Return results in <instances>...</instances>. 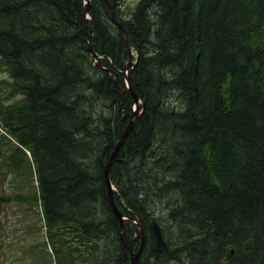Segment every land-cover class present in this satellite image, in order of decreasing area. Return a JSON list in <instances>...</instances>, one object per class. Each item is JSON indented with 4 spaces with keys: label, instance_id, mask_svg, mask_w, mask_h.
Listing matches in <instances>:
<instances>
[{
    "label": "trees",
    "instance_id": "trees-1",
    "mask_svg": "<svg viewBox=\"0 0 264 264\" xmlns=\"http://www.w3.org/2000/svg\"><path fill=\"white\" fill-rule=\"evenodd\" d=\"M110 1L141 98L110 168L142 223L134 264H264V0ZM89 4L86 18L84 0H0V256L19 246V264L131 260L104 176L133 112L129 48L105 0Z\"/></svg>",
    "mask_w": 264,
    "mask_h": 264
},
{
    "label": "bare ground",
    "instance_id": "bare-ground-1",
    "mask_svg": "<svg viewBox=\"0 0 264 264\" xmlns=\"http://www.w3.org/2000/svg\"><path fill=\"white\" fill-rule=\"evenodd\" d=\"M105 2H106V4H107V6H108V4L109 5H111L112 6V12H113V14H114V16H115V13H114V7H113V4L111 3V1L110 0H105ZM88 4V7H87V10H86V5ZM86 5H85V9H84V11L85 12H89V3H87ZM111 11V10H110ZM111 17V16H110ZM116 17V16H115ZM88 18H90V14H89V16H88ZM112 18V17H111ZM118 20V19H117ZM119 21V20H118ZM121 21V20H120ZM119 21V22H120ZM115 23V22H114ZM116 25H118L117 23H115ZM120 24H122L121 22H120ZM123 25V27L125 28V30H126V32H127V29H126V27H125V25L124 24H122ZM262 25V24H261ZM118 27H119V29H120V31H121V33H122V35H123V37H124V40H125V36H124V33H123V31L121 30V28H120V26L118 25ZM261 27V26H260ZM262 29V28H261ZM91 30H92V25H91ZM263 32V31H262ZM91 35H92V31H91V33H90V36H89V39H88V44H89V49L91 50V46H90V43H91ZM127 35H128V33H127ZM127 40H128V38H127ZM125 42H126V40H125ZM128 44H129V42H128ZM127 43H126V45L128 46V48H129V45H128ZM132 51L130 50V48H129V57H128V59H127V61H126V63H125V68H124V73H125V75H126V84H127V87H128V89H127V91H129L132 95H133V97H134V101H135V103L132 105V110H133V112L131 113V117H130V119L128 120V123H127V125L125 126V128H124V130L122 131V132H126V130L130 127V129L132 128V126H133V124H134V121H135V119H136V117L138 116V114L135 112V110L136 109H138V102H139V99H141V98H139V97H137L138 95L133 91V89H132V87L129 85V83H130V80H129V69H127V66H128V64H129V62H130V59L132 58ZM92 55H94L95 56V65L96 66H98V67H100V68H105V69H107L110 73L111 72H113L114 74H115V70L112 68V67H105V66H103L102 64H101V62H100V55L99 54H97V53H95V52H93L92 53ZM116 75V74H115ZM114 80H116V78L114 77ZM242 84V83H241ZM117 85H118V87L121 89V87L119 86V84L117 83ZM122 91V90H121ZM133 101V102H134ZM141 111V110H140ZM225 125V124H224ZM226 126V125H225ZM223 127V126H222ZM230 128V127H229ZM130 129L128 130V132L130 131ZM232 130V129H231ZM232 131H234V130H232ZM123 133V134H124ZM123 134H119V136H118V141H119V138L123 135ZM232 134V133H231ZM127 135V134H126ZM231 138V137H230ZM225 139V138H224ZM124 140V139H123ZM118 141H117V144H116V146H115V148L117 147V145H118ZM123 142V141H122ZM121 142V143H122ZM120 143V144H121ZM119 144V145H120ZM118 145V146H119ZM118 148V147H117ZM117 148H116V151H117ZM115 150V149H114ZM114 150L111 152V155H110V157L108 158V160H107V162L105 163V166H106V164L110 161V159L112 158V154H113V152H114ZM116 151H115V155H114V159H113V161L112 162H114L115 160H116ZM212 156V155H211ZM212 158V157H211ZM207 162V161H206ZM112 164V163H111ZM111 166V165H110ZM110 168V167H109ZM104 176H105V167H104ZM108 176H109V182H110V185H108V183H107V181H106V183H107V185H108V193H109V188L112 190V192H113V190H115V185L112 183V181H111V178H110V175H109V172H108ZM252 179V178H251ZM114 186V187H113ZM206 188V187H205ZM197 189V188H196ZM206 195V194H205ZM108 200H109V197H108ZM113 200H114V195H113ZM109 203H110V201H109ZM114 203H115V201H114ZM111 205V204H110ZM116 205V204H115ZM112 207V206H111ZM113 209V208H112ZM118 209V208H117ZM119 210V209H118ZM120 212V211H119ZM116 214V213H115ZM118 217V216H117ZM119 218V217H118ZM153 218H155V220L158 222V218H157V216L156 215H153V216H151V220H150V223H149V225H150V228H151V222H152V219ZM119 221H120V219H119ZM131 221H135V226H133V228L135 229V231H134V234H133V236H134V240H135V238H136V236H138V234H140V240H139V245H138V247L135 249V250H133V244H134V240H132V242L131 243H129L128 244V241H127V239H126V229L124 230V227H125V225H128V224H131ZM123 222H124V225H123V228H120V237H121V240H122V242H123V244H124V241L126 242V244H127V246H130L131 247V250H129L126 246H125V244H124V247H125V249H128L129 250V252H130V254H131V258H132V253H137V256H138V254L141 252V250H142V247H143V228H142V223L140 222V220L138 219V217H133V215H128V216H124V220H123ZM159 223V222H158ZM160 225V224H159ZM160 227H161V225H160ZM151 230H152V228H151ZM122 231H125L124 232V240L122 239V236H121V234L123 233ZM139 232V233H138ZM152 233H153V236H154V239H155V250L157 251V252H161V251H165L166 249H167V247H168V242H167V240H166V238H165V236H164V233H163V231H162V229H161V240L160 239H158L157 238V236L155 235V233H154V230H152ZM222 237H224V236H222ZM133 238V237H132ZM196 238V237H195ZM206 238V237H205ZM162 242H164V246L162 245ZM202 243V242H201ZM206 243H208V242H206ZM245 243V242H244ZM212 247V246H211ZM214 247V246H213ZM216 247V246H215ZM222 250V249H221ZM243 250V249H242ZM231 252H233V250H231ZM252 252V251H251ZM261 254V253H260ZM216 256V255H215ZM226 256V255H225ZM242 257V256H241ZM246 257V256H245ZM257 257V256H256ZM210 258V257H209ZM223 258V257H222ZM261 258V257H260ZM188 260V259H187ZM228 260V259H227ZM242 261V260H241ZM130 262H131V260H130ZM188 262V261H187ZM221 262H225L224 260L223 261H221ZM220 262V263H221ZM253 262H254V260H253ZM134 263H135V260H134ZM185 263V262H184ZM228 263V262H227ZM130 264V263H129ZM210 264V263H209ZM216 264V263H215ZM217 264H218V262H217ZM222 264H226V263H222Z\"/></svg>",
    "mask_w": 264,
    "mask_h": 264
},
{
    "label": "rangeland",
    "instance_id": "rangeland-1",
    "mask_svg": "<svg viewBox=\"0 0 264 264\" xmlns=\"http://www.w3.org/2000/svg\"><path fill=\"white\" fill-rule=\"evenodd\" d=\"M137 1L138 0H124L123 1V3L124 4H126V5H130V6H134L136 3H137ZM87 3H89V0H84V9H85V5L87 4ZM84 14H85V17L86 18H88V16H89V12H85L84 11ZM131 55H133V52H132V54ZM93 56V65L94 66H96L95 65V56L94 55H92ZM103 57V55H100V57ZM101 59V58H100ZM102 64V63H101ZM133 65V63H132V58L130 59V62H129V64H128V66H127V69H129L131 66ZM129 71V70H128ZM111 74V76L114 78H116L117 79V76L113 73V72H111L110 73ZM6 76V74L0 69V79H2V78H4ZM118 84H119V86L121 87V88H123V86L118 82ZM130 93V92H129ZM0 96H1V92H0ZM134 100V99H133ZM133 100H132V105L135 103V101L133 102ZM141 104V99H139V102H138V105H140ZM132 105H131V107H132ZM135 112L139 115L140 114V110L139 109H136L135 110ZM130 116H131V113H130ZM127 125V124H126ZM125 128V127H124ZM124 133V132H123ZM122 133V134H123ZM114 162H112V164H113ZM111 164V165H112ZM110 168H111V166H110ZM110 168H109V175H110ZM114 187V186H113ZM116 190V189H115ZM115 190H113V192L115 191ZM167 198H165L164 200H166ZM170 201V199H167V201L164 203V204H158L156 207V209H157V211H154V214L157 216V218L158 219H165V217H166V211H168V206H170V205H168V204H166L167 202H169ZM168 205V206H167ZM12 218H14V215H0V222H2V220H4V219H12ZM129 226H131V227H133V226H135V221H131V224H128ZM1 228H3L4 226H0ZM126 229V225H125V227H124V230ZM1 231V230H0ZM125 232V231H124ZM2 234V233H1ZM8 234H10L9 232H8ZM164 236H165V234H164ZM126 237V236H125ZM138 236H136V238H137ZM136 238H135V240H134V244H133V250H135L137 247H138V242H139V240H138V242L136 243ZM165 238H166V240L168 241V238L165 236ZM122 241V240H121ZM129 244V243H128ZM172 245L173 246H176L175 245V243H172ZM1 251H2V253H1V256H0V260L2 261V264H19L20 263V258H19V256H20V248H19V246H17V249L16 250H14V249H8V248H6V247H1ZM128 257V261H129V258H131V254H130V252H129V250L128 249H125V258H127ZM160 260H162V258H160ZM180 262V261H179ZM179 262H177L176 260H174L173 258H163V263H165V264H177V263H179ZM27 264H34V262L32 261V260H28V262H27Z\"/></svg>",
    "mask_w": 264,
    "mask_h": 264
},
{
    "label": "water",
    "instance_id": "water-1",
    "mask_svg": "<svg viewBox=\"0 0 264 264\" xmlns=\"http://www.w3.org/2000/svg\"><path fill=\"white\" fill-rule=\"evenodd\" d=\"M87 7H88V4L86 5V10H87ZM108 7H109V9L111 10V17H112V20L120 26L121 30H122L123 33H124L126 43L128 44V40H127L128 35H127V32H126L125 28L123 27L122 24H120V22H119V21L117 20V18L114 16V14H113V12H112V6L108 4ZM128 45H129V44H128ZM137 97H138V96H137ZM129 129H130V127H129V128L126 130V132H125V133L119 138L118 145L123 141V139L125 138V136H126V134L128 133V130H129ZM118 145H117V147H118ZM117 147H116V148H117ZM116 148H115V150H114V152H113V154H112V158L110 159V161H109V162L106 164V166H105V179H106L108 185H110V182H109V176H108L109 167H110V165H111V163H112V161H113V159H114V155H115ZM108 197H109V201H110V204H111V206H112L114 212L116 213V215H117V216L119 217V219H120V228H123V225H124V222H123V220H124V216H123L122 213L119 212V210L117 209V206L115 205L114 200H113V192H112V190H111L110 188H109ZM151 228H152V230H154V233H155V235L157 236V238L161 240V227H160L159 223L155 220V218L152 219V222H151ZM122 232H123V233L121 234V236H122V239L124 240V231H122ZM124 244H125V246H126L129 250H131V247H130V246H127V244H126L125 241H124ZM162 245H163V246L165 245L164 242H162ZM136 257H137V253H135V254L132 253V258H131V262H130V264H134V260H135Z\"/></svg>",
    "mask_w": 264,
    "mask_h": 264
}]
</instances>
